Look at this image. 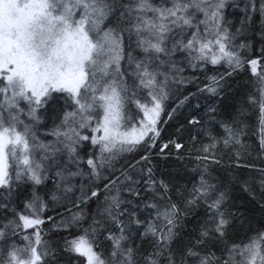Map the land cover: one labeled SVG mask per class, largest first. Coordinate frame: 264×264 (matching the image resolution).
Here are the masks:
<instances>
[{"label": "snow or ice", "instance_id": "6c2138e0", "mask_svg": "<svg viewBox=\"0 0 264 264\" xmlns=\"http://www.w3.org/2000/svg\"><path fill=\"white\" fill-rule=\"evenodd\" d=\"M0 264H264V0H0Z\"/></svg>", "mask_w": 264, "mask_h": 264}]
</instances>
